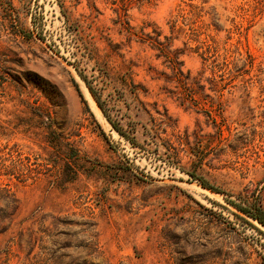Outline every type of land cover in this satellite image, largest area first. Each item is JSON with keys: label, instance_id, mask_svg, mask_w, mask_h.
Returning <instances> with one entry per match:
<instances>
[{"label": "rangeland", "instance_id": "rangeland-1", "mask_svg": "<svg viewBox=\"0 0 264 264\" xmlns=\"http://www.w3.org/2000/svg\"><path fill=\"white\" fill-rule=\"evenodd\" d=\"M228 199L264 208V0H0V264H264Z\"/></svg>", "mask_w": 264, "mask_h": 264}, {"label": "trees", "instance_id": "trees-1", "mask_svg": "<svg viewBox=\"0 0 264 264\" xmlns=\"http://www.w3.org/2000/svg\"><path fill=\"white\" fill-rule=\"evenodd\" d=\"M200 2L201 4L199 5L192 2H186L184 6H179L176 17L173 20L174 24L172 25H175V22L178 17L187 18V20L189 21V30L192 34L196 35L197 38L201 34H204V37H202V39L200 40V42L202 43L200 47H203L202 53H209L211 51V55H216L217 57H220V64L218 70H221L222 74L231 73L232 75H234L232 73V65H234L237 61H241L243 63L246 62L249 66H252L253 57L250 51L246 47H243L242 42L239 38H237L235 42H228V40H224L220 45L218 42H216V40L212 37L211 34L205 32V29L208 27V25L201 20V17L203 16V14L201 13L203 1ZM236 28L239 29V26H236ZM228 33H230L229 30ZM227 38H229V35L227 36ZM205 60H207V58L202 55V63H204ZM248 70L249 69L244 68L240 72L247 73ZM211 71H213V68H211ZM79 74L81 78L85 81L90 93L95 99L97 105L103 111L104 115L107 117L108 121L120 134L125 135L124 130L106 113L99 96L97 95L96 91L93 89L89 81L86 79L85 75H83L82 73ZM248 88L249 85H245V89ZM196 178L199 179L200 183L204 187H207L214 191H220V189L213 185H210L208 181H206L202 177ZM228 201L232 203L235 207H237L239 210L247 214L249 217L264 226V208L259 203L242 205L241 203H237L232 199H228Z\"/></svg>", "mask_w": 264, "mask_h": 264}, {"label": "bare ground", "instance_id": "bare-ground-1", "mask_svg": "<svg viewBox=\"0 0 264 264\" xmlns=\"http://www.w3.org/2000/svg\"><path fill=\"white\" fill-rule=\"evenodd\" d=\"M89 96V95H88ZM92 99V98H91ZM94 108V107H93ZM97 109V108H96ZM98 110V109H97ZM98 112H99V110H98Z\"/></svg>", "mask_w": 264, "mask_h": 264}]
</instances>
